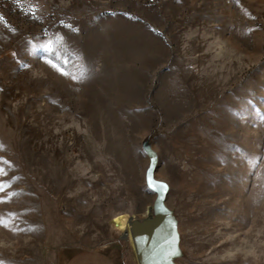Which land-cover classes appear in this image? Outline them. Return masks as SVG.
Segmentation results:
<instances>
[{
    "label": "rangeland",
    "instance_id": "obj_1",
    "mask_svg": "<svg viewBox=\"0 0 264 264\" xmlns=\"http://www.w3.org/2000/svg\"><path fill=\"white\" fill-rule=\"evenodd\" d=\"M152 163L174 264H264V0H0V264H138Z\"/></svg>",
    "mask_w": 264,
    "mask_h": 264
},
{
    "label": "water",
    "instance_id": "obj_2",
    "mask_svg": "<svg viewBox=\"0 0 264 264\" xmlns=\"http://www.w3.org/2000/svg\"><path fill=\"white\" fill-rule=\"evenodd\" d=\"M155 164L148 174L147 183L156 194V201L141 221L129 220V231L138 264H174L178 253V235L172 210L167 204L168 188L156 181L153 173Z\"/></svg>",
    "mask_w": 264,
    "mask_h": 264
},
{
    "label": "crops",
    "instance_id": "obj_3",
    "mask_svg": "<svg viewBox=\"0 0 264 264\" xmlns=\"http://www.w3.org/2000/svg\"><path fill=\"white\" fill-rule=\"evenodd\" d=\"M66 264H117V262L106 253L95 252L76 254Z\"/></svg>",
    "mask_w": 264,
    "mask_h": 264
},
{
    "label": "bare ground",
    "instance_id": "obj_4",
    "mask_svg": "<svg viewBox=\"0 0 264 264\" xmlns=\"http://www.w3.org/2000/svg\"><path fill=\"white\" fill-rule=\"evenodd\" d=\"M147 218V217H146ZM136 221H141V220H136ZM118 222H119V224H121L123 227H125L127 224H128V222H129V220H128V218L127 217H123V218H121V219H118ZM119 227V226H118ZM123 229V228H122Z\"/></svg>",
    "mask_w": 264,
    "mask_h": 264
},
{
    "label": "snow or ice",
    "instance_id": "obj_5",
    "mask_svg": "<svg viewBox=\"0 0 264 264\" xmlns=\"http://www.w3.org/2000/svg\"><path fill=\"white\" fill-rule=\"evenodd\" d=\"M4 221H3V219L2 218H0V223H3Z\"/></svg>",
    "mask_w": 264,
    "mask_h": 264
}]
</instances>
